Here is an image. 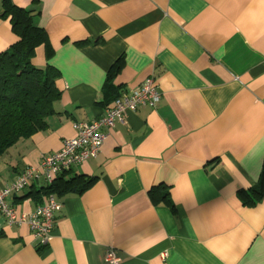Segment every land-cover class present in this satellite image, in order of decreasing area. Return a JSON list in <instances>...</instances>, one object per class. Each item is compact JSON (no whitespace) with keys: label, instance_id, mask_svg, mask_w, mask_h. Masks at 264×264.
I'll list each match as a JSON object with an SVG mask.
<instances>
[{"label":"crops","instance_id":"1","mask_svg":"<svg viewBox=\"0 0 264 264\" xmlns=\"http://www.w3.org/2000/svg\"><path fill=\"white\" fill-rule=\"evenodd\" d=\"M11 1L47 33L52 56L42 45L33 62L59 71L61 98L46 130L0 158V189L148 77L162 99L125 114L65 175L97 180L56 195L47 246L0 217V264H108L110 250L119 264H264V195L240 198L264 187V0ZM16 41L0 19V53ZM44 187L8 203L31 213Z\"/></svg>","mask_w":264,"mask_h":264},{"label":"trees","instance_id":"2","mask_svg":"<svg viewBox=\"0 0 264 264\" xmlns=\"http://www.w3.org/2000/svg\"><path fill=\"white\" fill-rule=\"evenodd\" d=\"M32 13L17 7L11 0H3L0 6V19L9 21L17 37L9 49L0 53V158L20 140L46 130V120L55 114L54 104L61 98L56 86L59 71L52 66L40 69L33 62L38 47L45 46L48 56H52V52L47 33L35 26ZM121 64L119 61L112 67L109 79L119 73ZM71 172L62 173L51 186L36 195L82 193L97 180L84 177L66 180L65 175ZM79 179L84 181L82 186L75 184ZM263 195L262 181L251 192L241 193L240 198L249 206L255 205Z\"/></svg>","mask_w":264,"mask_h":264},{"label":"built area","instance_id":"3","mask_svg":"<svg viewBox=\"0 0 264 264\" xmlns=\"http://www.w3.org/2000/svg\"><path fill=\"white\" fill-rule=\"evenodd\" d=\"M162 94L156 78L148 77L137 88L123 92L105 115L92 122H76L75 137L66 140L58 152L43 155L37 167L25 169L17 179L0 189V217L9 227H28L38 247L48 245L54 228L55 214L61 208L56 195L44 196L42 204L31 213H18L8 203L14 195L26 192L34 183L43 182L45 187L51 186L59 176L71 171L92 158H96L108 137V131L117 121H122L128 112H137L140 108L156 109ZM105 260L108 264H119L120 258L114 250H110Z\"/></svg>","mask_w":264,"mask_h":264}]
</instances>
